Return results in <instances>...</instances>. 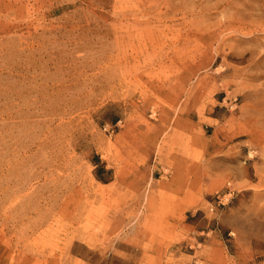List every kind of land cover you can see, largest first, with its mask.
I'll return each instance as SVG.
<instances>
[{
    "label": "rangeland",
    "instance_id": "374dc122",
    "mask_svg": "<svg viewBox=\"0 0 264 264\" xmlns=\"http://www.w3.org/2000/svg\"><path fill=\"white\" fill-rule=\"evenodd\" d=\"M0 264H264V0H0Z\"/></svg>",
    "mask_w": 264,
    "mask_h": 264
}]
</instances>
